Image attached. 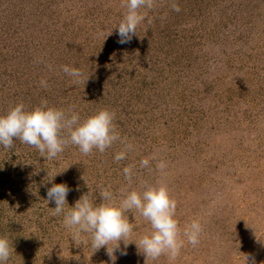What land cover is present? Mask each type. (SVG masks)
I'll return each instance as SVG.
<instances>
[{
    "label": "rangeland",
    "instance_id": "1",
    "mask_svg": "<svg viewBox=\"0 0 264 264\" xmlns=\"http://www.w3.org/2000/svg\"><path fill=\"white\" fill-rule=\"evenodd\" d=\"M125 12L121 0H0V115L43 100L81 120L107 108L133 146L116 162L119 141L103 154L69 146L52 160L23 145L15 164L0 145V236L14 248L6 264H112L87 234L74 242L47 202V190L64 183L73 207L97 176L118 198L122 188L164 183L181 229L202 223L197 246L185 238L174 261L164 255L147 264H264V0H157L137 36L120 44ZM65 65L88 81L75 83ZM146 157L153 159L141 168ZM126 215L135 228L115 264H146L135 243L151 226L138 212Z\"/></svg>",
    "mask_w": 264,
    "mask_h": 264
},
{
    "label": "clouds",
    "instance_id": "2",
    "mask_svg": "<svg viewBox=\"0 0 264 264\" xmlns=\"http://www.w3.org/2000/svg\"><path fill=\"white\" fill-rule=\"evenodd\" d=\"M156 3L157 0H121V7L126 9V12L116 27L120 37L118 43H129L137 36V28L146 21L147 12L153 10ZM171 7L176 12L180 11L176 3ZM49 69L51 70V66ZM62 71L73 77L75 83H84L89 79L81 70L66 65L62 66ZM40 83L42 87L48 86L46 80L42 79ZM115 117L114 110L104 108L81 120L79 113L71 109L66 111L49 107L46 100L31 110H28L25 104L18 103L5 115H0V145L11 149L18 140L37 149L46 160H52L69 146H76L83 155L92 154L94 150L103 154L119 141L124 144V148L114 159L120 162L127 158V153L133 146L126 143L117 131ZM150 159L153 158L142 159L141 168H148ZM166 167L163 160L156 164V168L161 172ZM134 169V165L123 168L124 179L128 185H131L136 175ZM70 191L64 183L53 184L47 190V202L55 203V208L51 209L52 215H63V225L71 230V239L74 242L83 239L87 234L94 252L106 247L112 264H115L114 253L120 249V242L123 241L126 248L129 244L128 238L135 228L126 213L138 212L151 226V231L145 234L138 244L135 243L139 251L142 249L140 252L145 256L146 264L149 258L155 261L164 255L174 261L185 245V238L188 244L195 247L200 243L204 232V227L198 219L181 229L176 219L177 201L164 183L153 185L146 182L143 191H128L127 188H122L119 198L108 188H101L99 203L96 195L89 190L73 207H69L67 202ZM110 244L114 246L109 247ZM13 252L12 241L6 236H0V264H6ZM121 255H126V252L121 251ZM244 256L246 261L249 260V256ZM252 264H255L254 258Z\"/></svg>",
    "mask_w": 264,
    "mask_h": 264
},
{
    "label": "trees",
    "instance_id": "3",
    "mask_svg": "<svg viewBox=\"0 0 264 264\" xmlns=\"http://www.w3.org/2000/svg\"><path fill=\"white\" fill-rule=\"evenodd\" d=\"M1 68H3V67H1ZM6 68V67H5ZM5 74H3V77H2V80H0V94L2 93V92H4V89H5ZM28 100H29V98H28ZM34 106V105H33ZM32 106V107H33ZM32 107H31V109H32ZM37 107V106H36ZM50 107V106H49ZM35 108V107H34ZM23 145L25 146L26 144H22L20 141H18L17 142V144H14V146L11 148V149H6V151H7V153L8 154H10L9 155V161L10 160H12V162L13 163H15V164H18L19 162H17V161H19V159H18V157H19V154L20 153H18L17 151L18 150H21L22 149V147H23ZM26 147V146H25ZM24 149H26V148H24ZM4 163H5V160L3 161ZM13 163H11V164H13ZM9 178H11V177H9ZM9 178H7V179H9ZM91 185H90V191L92 192V193H94V195H96L97 196V193L101 190V188H102V185L104 184V178L103 179H101V176H97V177H94V179L93 180H90V181H88ZM103 183V184H99V183ZM34 186V189L35 188H38L39 187V183H36V184H34L33 185ZM36 191V190H35ZM37 193V192H36ZM18 195H20V193L18 194ZM187 245L188 244H185L184 246H186L187 247Z\"/></svg>",
    "mask_w": 264,
    "mask_h": 264
}]
</instances>
